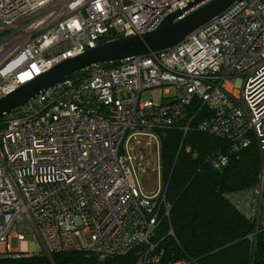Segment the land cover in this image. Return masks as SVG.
Instances as JSON below:
<instances>
[{
	"label": "built area",
	"instance_id": "1",
	"mask_svg": "<svg viewBox=\"0 0 264 264\" xmlns=\"http://www.w3.org/2000/svg\"><path fill=\"white\" fill-rule=\"evenodd\" d=\"M194 1L0 0V98L102 42L151 32ZM88 68L0 122V258L85 250L104 259L142 245L137 264L157 262L151 239L171 204L163 185L139 189L128 151L135 144L143 157L142 135L158 145L159 129L188 130L195 103L200 130L233 149L258 143V184L234 202L264 224V0H236L171 46Z\"/></svg>",
	"mask_w": 264,
	"mask_h": 264
},
{
	"label": "trees",
	"instance_id": "2",
	"mask_svg": "<svg viewBox=\"0 0 264 264\" xmlns=\"http://www.w3.org/2000/svg\"><path fill=\"white\" fill-rule=\"evenodd\" d=\"M203 110L196 103L190 106L183 125L196 116L188 130L176 125L157 131L161 181L171 209L151 239L155 245L151 257L157 262L149 264H264V224L258 225L234 202L237 195L251 192L258 184V143L233 149L228 138L200 130L196 124L205 115ZM218 156L227 157L228 162L214 166ZM141 248L104 259L71 250L0 258V264H137Z\"/></svg>",
	"mask_w": 264,
	"mask_h": 264
},
{
	"label": "water",
	"instance_id": "3",
	"mask_svg": "<svg viewBox=\"0 0 264 264\" xmlns=\"http://www.w3.org/2000/svg\"><path fill=\"white\" fill-rule=\"evenodd\" d=\"M201 1L203 0H196L184 9L168 14L151 32L108 40L54 65L17 90L1 97L0 118L18 110L48 87L68 77L77 78L90 74L91 70L88 67L92 65L119 61L171 46L225 11L236 0H210L184 15L185 11Z\"/></svg>",
	"mask_w": 264,
	"mask_h": 264
},
{
	"label": "rangeland",
	"instance_id": "4",
	"mask_svg": "<svg viewBox=\"0 0 264 264\" xmlns=\"http://www.w3.org/2000/svg\"><path fill=\"white\" fill-rule=\"evenodd\" d=\"M152 91L156 103H160L164 100L165 95L160 87H156ZM142 138L146 144L150 142V144H147V146L144 147L145 155L140 157V154H143V150H140L139 146H136L135 144H133V148L128 151V155L136 157L134 160V167H138V175L136 176L137 185L139 189L146 192L156 190L163 185L161 181L162 157L159 152L161 141L158 142L157 145L155 141H150L149 137L142 135ZM142 168H145L146 171L143 172ZM27 237L30 238V236ZM87 240L90 242L89 236L87 237ZM11 244L15 249L22 247V244L17 238H13Z\"/></svg>",
	"mask_w": 264,
	"mask_h": 264
},
{
	"label": "bare ground",
	"instance_id": "5",
	"mask_svg": "<svg viewBox=\"0 0 264 264\" xmlns=\"http://www.w3.org/2000/svg\"><path fill=\"white\" fill-rule=\"evenodd\" d=\"M191 3H192V2H191ZM189 4H190V3H189ZM189 4H188V5H189ZM188 5H187V6H188ZM187 6H186V7H187ZM184 8H185V7H184ZM184 8H183V9H184ZM184 13H185V12H184ZM189 13H190V12H189ZM216 16H217V15H216ZM213 18H214V17H213ZM213 18H212V19H213ZM203 25H204V24H203ZM86 69H87V68H86ZM17 89H18V88H17ZM17 89H16V90H17ZM14 91H15V90H14ZM12 92H13V91H12ZM12 92H10V93H12ZM10 93H8V94H10ZM8 94H6V95H8Z\"/></svg>",
	"mask_w": 264,
	"mask_h": 264
}]
</instances>
